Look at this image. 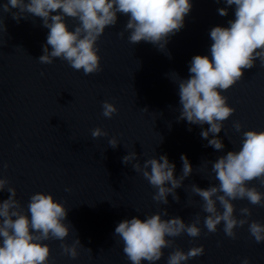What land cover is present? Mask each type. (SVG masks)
<instances>
[{
    "label": "water",
    "instance_id": "1",
    "mask_svg": "<svg viewBox=\"0 0 264 264\" xmlns=\"http://www.w3.org/2000/svg\"><path fill=\"white\" fill-rule=\"evenodd\" d=\"M6 2L0 0V5ZM191 2L185 27L167 45L171 59L150 43L131 44L128 32L120 38L118 33L124 30L128 17L118 14L117 25L108 27L98 41L103 70L87 76L59 58L52 64L37 60L49 31L41 26L42 20L29 15L18 23L10 12L0 11V24L7 27V32H0V162L9 165L0 168V175L17 189V198L25 209L30 196L37 192L50 193L64 203L69 209L67 220L73 226L66 242L71 244L78 234L82 245L92 250L90 254L81 248L79 257L72 259L61 255V241H46L54 264H131L119 237H114L116 226L125 219H143L164 208L169 213L165 218L179 216L186 223H191L197 212L207 215L199 207L200 198L191 192L193 183L201 188L211 183L205 179L211 165L205 167L204 161L239 149L242 134L233 129L235 121L244 125L242 131H264V66L259 60L245 71L241 81L223 92L236 109L219 133L225 145L223 152L205 147L208 141L200 136L201 126L177 121L178 89L168 74L176 72L187 79L192 57L210 56V29L227 27L235 18L234 6L228 9V16H220L217 9L227 7L223 2ZM67 23L74 30L77 22L67 18ZM105 100L119 109L111 119L101 114V102ZM97 127L109 135L93 138L91 132ZM113 137L120 143L117 148L109 146ZM132 151L141 164L166 154L176 165L177 177L182 172L181 155L188 156L194 171L184 187L176 190L179 203L171 195L168 205L153 200L156 190L131 164L122 163ZM250 186L264 192L258 181ZM8 196V192H2L0 200ZM234 203L237 216L239 208L247 206L252 208L250 219L264 223V207L247 200ZM200 226V237L184 234L175 238L184 251L200 245L205 248L203 256L186 264H242L244 258L251 264H264V243L255 242L247 225L236 229L235 240L225 235L223 224L214 234H207L203 223ZM173 250L165 249V256L156 264H166Z\"/></svg>",
    "mask_w": 264,
    "mask_h": 264
},
{
    "label": "clouds",
    "instance_id": "2",
    "mask_svg": "<svg viewBox=\"0 0 264 264\" xmlns=\"http://www.w3.org/2000/svg\"><path fill=\"white\" fill-rule=\"evenodd\" d=\"M227 7L217 9L220 16H228L234 6V19L228 26L210 29L212 41L210 56L196 55L189 62V77L181 78L176 72L168 74L177 85L180 115L177 121H187L190 125L202 127L200 136L207 140L205 147H213L223 152L225 145L219 137L224 130V122L236 111L229 105L223 92L230 90L244 78L245 71L256 66L259 60L264 66V0H215ZM191 0H7L0 5V11L11 13L18 23L29 15L42 20V27L48 29L43 54L37 59L41 64H52L59 58L84 75L99 73L102 56L98 41L108 27L118 23V14L128 17L120 38L128 32V40L136 45L150 43L165 52L171 37L185 27V18L192 10ZM16 9L17 11H13ZM67 18L75 20L74 30L70 29ZM0 32H7L4 23ZM102 115L111 119L119 109L110 101L101 102ZM147 111V109H142ZM204 125L209 127L203 128ZM244 125L235 121L233 129L241 133L239 149L228 151L214 161H204L211 165L207 178L211 183L207 188L191 184V192L202 203L201 211L195 214L191 223L181 217L169 216L167 208L162 212L148 214L121 221L115 228L114 237H119L125 257L131 264H156L165 256V249H174L167 256L166 264H186L187 261L205 254L203 245L184 251L175 242L184 234L192 238L203 233L223 231L227 237L237 239V228L248 226V232L255 242L264 243V223L251 220L252 208H239L234 201L247 200L253 206L264 207V192L250 186L258 181L264 186V131H242ZM191 131V128H189ZM93 138L107 137L103 128L92 130ZM211 137V138H210ZM231 142V141H230ZM109 146L117 148L119 141L113 137ZM19 147V145H17ZM182 172L175 175L176 165L168 156L147 159L141 164L135 151L122 158L125 165L131 164L135 172L154 188L153 200L162 205L180 202L177 189L184 187L194 168L186 154L180 157ZM7 163L0 162V168L7 169ZM217 181L218 183H214ZM10 180L0 175V193L8 192L7 199L0 200V264H54L52 249L46 241H61V255L76 259L80 249L85 248L77 238L67 243L73 226L67 220L69 209L54 195L37 192L30 196L27 207L17 198V189L10 186ZM71 192V188H66ZM191 206V205H189ZM171 238V239H170ZM90 254L92 250L85 248ZM242 264H251L244 258Z\"/></svg>",
    "mask_w": 264,
    "mask_h": 264
}]
</instances>
